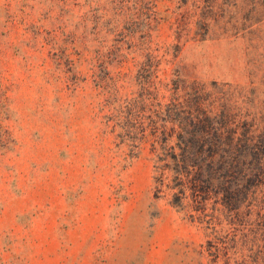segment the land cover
Returning a JSON list of instances; mask_svg holds the SVG:
<instances>
[{
  "label": "rangeland",
  "instance_id": "obj_1",
  "mask_svg": "<svg viewBox=\"0 0 264 264\" xmlns=\"http://www.w3.org/2000/svg\"><path fill=\"white\" fill-rule=\"evenodd\" d=\"M263 155L264 0H0V264H264Z\"/></svg>",
  "mask_w": 264,
  "mask_h": 264
},
{
  "label": "trees",
  "instance_id": "obj_2",
  "mask_svg": "<svg viewBox=\"0 0 264 264\" xmlns=\"http://www.w3.org/2000/svg\"><path fill=\"white\" fill-rule=\"evenodd\" d=\"M119 129L122 126L118 125ZM182 135L178 133L176 135V143L169 146L167 149H163L161 152H156L157 160L169 161L168 166L155 167L158 172L157 181L162 180L163 169H167L170 174L169 181L171 182L169 189L171 192V203L176 206H182V200L186 197V192L189 186H194L193 180H200L201 183L195 185H204L210 187L213 185L212 178L214 177V166L219 165L217 168H222L226 175H232L235 167H237V159L235 160L236 150L230 149L227 151L226 156L216 149H212L211 144H207L204 150H187L185 147L180 146L182 141ZM160 154V155H159ZM225 159V163L221 165V158ZM264 157V155H263ZM196 158H200V162H195ZM260 160L258 161V163ZM215 193H218L217 190ZM215 261V260H214ZM216 264V263H214Z\"/></svg>",
  "mask_w": 264,
  "mask_h": 264
}]
</instances>
